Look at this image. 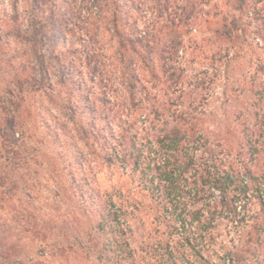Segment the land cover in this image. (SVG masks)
Instances as JSON below:
<instances>
[{
	"label": "trees",
	"instance_id": "trees-1",
	"mask_svg": "<svg viewBox=\"0 0 264 264\" xmlns=\"http://www.w3.org/2000/svg\"><path fill=\"white\" fill-rule=\"evenodd\" d=\"M29 12L45 34L54 28L49 57L72 79L33 90L47 100L40 125L101 239L99 260H133L138 204L100 188L94 162L121 167L145 193L172 264H264V59L243 75L247 106L214 127L207 108L221 77L264 40V0H0V41L16 59L25 38L12 32ZM198 26H208L212 77L186 60V32ZM231 234L242 248L221 241Z\"/></svg>",
	"mask_w": 264,
	"mask_h": 264
},
{
	"label": "rangeland",
	"instance_id": "rangeland-1",
	"mask_svg": "<svg viewBox=\"0 0 264 264\" xmlns=\"http://www.w3.org/2000/svg\"><path fill=\"white\" fill-rule=\"evenodd\" d=\"M26 20L12 32L13 37L18 34L25 38L18 42L22 59H16L14 52L0 41V264H104L99 260L101 239L74 197L58 143L40 125L38 101L47 100L40 91L33 90L48 82L59 87L62 81L69 83L72 79L63 61L49 57L54 28L45 34L40 27L43 22L30 12ZM185 38L188 66L200 75L205 70L212 77L215 71L210 60L208 26L186 32ZM246 54L240 65L231 66L221 77L212 93L207 106L212 127L223 123L232 110L250 103L243 75L253 69L248 64L255 58L263 61L264 40H253ZM20 61L24 66L15 64L20 65ZM17 67H28L32 78L18 74ZM46 67L49 72L44 71ZM15 86L24 92L30 89V93L21 94ZM24 95L26 99L22 101ZM101 163H92L100 188L120 189L130 200L127 202L138 204L131 207L130 221L136 252L133 260L123 259L119 264H172L160 248L167 236L164 228L156 225L148 197L124 175L121 167ZM221 241L227 246L243 247L240 235L231 234Z\"/></svg>",
	"mask_w": 264,
	"mask_h": 264
}]
</instances>
